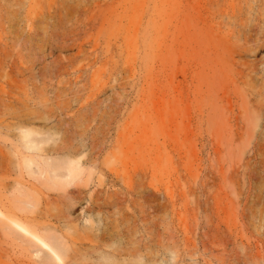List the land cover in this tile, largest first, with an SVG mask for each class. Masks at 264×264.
Listing matches in <instances>:
<instances>
[{
	"label": "rangeland",
	"instance_id": "rangeland-1",
	"mask_svg": "<svg viewBox=\"0 0 264 264\" xmlns=\"http://www.w3.org/2000/svg\"><path fill=\"white\" fill-rule=\"evenodd\" d=\"M139 262L264 264V0H0V264Z\"/></svg>",
	"mask_w": 264,
	"mask_h": 264
},
{
	"label": "bare ground",
	"instance_id": "bare-ground-1",
	"mask_svg": "<svg viewBox=\"0 0 264 264\" xmlns=\"http://www.w3.org/2000/svg\"><path fill=\"white\" fill-rule=\"evenodd\" d=\"M31 133L29 131H27L25 134H24V137H27L29 136ZM78 161L77 159H73L70 161V166L68 167V176L70 178H74L77 174V171H76V164ZM33 161L29 160L28 163H32ZM19 227L23 228L24 230H26L27 232H30L28 231L27 229H25L22 225L20 224H17ZM36 238V241L44 248H46L49 252L53 253V255L59 260V261H62L63 257H62V254H63V248L61 247V245L57 242H49L47 241L44 237H40L38 236L37 234H33ZM140 264V262L138 263Z\"/></svg>",
	"mask_w": 264,
	"mask_h": 264
}]
</instances>
